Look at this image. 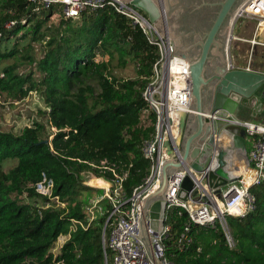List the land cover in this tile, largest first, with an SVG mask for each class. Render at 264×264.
Instances as JSON below:
<instances>
[{"label":"trees","instance_id":"1","mask_svg":"<svg viewBox=\"0 0 264 264\" xmlns=\"http://www.w3.org/2000/svg\"><path fill=\"white\" fill-rule=\"evenodd\" d=\"M158 59L141 30L111 8L71 20L61 5L0 0V95L19 102L35 91L45 105L40 121L18 134L0 130V264H105L102 233L110 207L103 200V214L87 221V207L103 191L84 185L81 175L100 177L94 166L106 160L117 174L126 173L127 198L143 184L150 161L142 147L155 124L143 92ZM112 60L136 65V77L112 75ZM42 175L53 182L57 202L35 192ZM104 176L113 178L111 171ZM249 193L253 211L225 215L232 247L218 221L195 225L185 210L170 208L166 258L173 264H264V181ZM186 225L190 242H179ZM61 236L69 238L54 254Z\"/></svg>","mask_w":264,"mask_h":264},{"label":"built area","instance_id":"2","mask_svg":"<svg viewBox=\"0 0 264 264\" xmlns=\"http://www.w3.org/2000/svg\"><path fill=\"white\" fill-rule=\"evenodd\" d=\"M40 2L44 8L61 5V13L64 18L78 20L85 12H93L104 8H111L119 15L129 19L144 34L149 45L156 48L159 59L153 65V77L146 90L143 99L149 109L155 115L154 134L142 147L143 156L150 161V170L143 184L135 188L131 197L127 198L123 190V181L126 173L117 174L114 165H109L103 160L99 165L101 175L96 177L92 173H84L81 176L82 183L86 186V178L91 175L93 179H100L104 185L99 186L102 195L96 198L86 209L87 221L90 223L96 218V212L103 214L100 203L106 200L109 204V213L103 227L102 249L105 264H154L148 258L145 248L138 240L139 217L144 199L157 191L160 187V168L172 155L164 145L169 142L172 150H175L176 139L179 135L180 114L192 112V100L190 96L189 67L185 59L174 56L172 47L154 24L147 21L145 16L131 8L121 0H29ZM38 11V8L34 9ZM53 15V17H55ZM245 21H254L253 36L246 42L250 45L249 53L245 60L247 66H236V56L231 53V42L237 40L234 35ZM24 22V21H22ZM9 23L6 27H11ZM264 34V0H246L235 12L228 36L227 59L228 70L250 69L252 52L255 46L264 47V40H260ZM98 60L95 59V62ZM251 70V69H250ZM264 75V73H262ZM264 99V95H263ZM204 117L210 124L221 123L224 126L234 125L244 131V137L251 143L247 151L246 172L229 182L224 189L217 194L208 191L206 186L200 194L194 198L180 201L177 194L186 175H191L190 168L174 171L168 178L166 191L167 211L170 208H182L190 219V223L199 226L213 225L216 221L226 232V239L230 247L233 242L228 235L225 215L244 217L254 210L255 198L249 193V189L264 181V123H252L240 120L233 115H219L217 112L204 113ZM105 171H111L113 178H105ZM198 177L196 176L194 182ZM90 187V186H89ZM35 192L57 202L53 197V182L45 175L34 186ZM75 223V222H74ZM106 228L108 232L106 233ZM189 225H186L180 235L179 242L189 243L186 234ZM168 227L160 234H154L146 227V234L152 248L154 257L161 264H173L165 256L164 239ZM181 249V248H180Z\"/></svg>","mask_w":264,"mask_h":264},{"label":"water","instance_id":"3","mask_svg":"<svg viewBox=\"0 0 264 264\" xmlns=\"http://www.w3.org/2000/svg\"><path fill=\"white\" fill-rule=\"evenodd\" d=\"M134 10L142 13L147 21L154 24L157 30L172 47L174 56L186 60L189 67L190 96L192 112L180 114L179 135L173 151L170 143L164 145L172 157L160 168V187L148 195L142 205L139 217L138 240L145 248L146 254L154 264H161L154 257L146 234V227L154 234H160L165 227L167 213L166 191L168 178L180 169L190 168L191 175H186L181 183L177 198L180 201L194 200L204 189L220 193L230 180L225 167L226 149L218 148L221 137H231L232 149L244 150V131L238 126H224L221 123L210 124L204 113L217 112L219 115L236 117L240 108L251 111L252 117L262 113L264 95V75L250 69L228 70L227 47L232 18L237 9L246 0H224L219 6V13L212 26L199 42V50L195 58L188 59L185 52L179 48V41H173L160 28L162 13L157 0H121ZM228 18L227 37L222 43L216 40V35L223 22ZM194 48V47H191ZM190 49V48H189ZM188 49V50H189ZM223 50V53L220 52ZM219 55V56H218ZM218 56L219 63L212 66L208 75V61ZM198 177L196 183L193 179ZM234 180V179H233ZM232 180V181H233Z\"/></svg>","mask_w":264,"mask_h":264},{"label":"rangeland","instance_id":"4","mask_svg":"<svg viewBox=\"0 0 264 264\" xmlns=\"http://www.w3.org/2000/svg\"><path fill=\"white\" fill-rule=\"evenodd\" d=\"M53 20L52 22H57ZM254 21H245L243 25L234 32L237 40L231 42V53L236 56V66H242L245 64L246 56L249 53L250 45L246 42L251 40L253 36ZM264 40V34L260 40ZM253 68L260 67L264 70V47L255 46L252 52ZM104 60H108L105 56ZM100 60V58H99ZM110 72L117 78H135L137 75L136 65H117L116 60H112ZM45 105L38 92H30L28 96L19 102H12L4 95H0V130L5 132H12L18 134L24 127L31 126L35 120L40 121L38 116L39 110H44ZM54 131V129H52ZM12 165H7L6 170ZM86 184L92 188L100 189L99 186H103L104 183L100 179H93V176L89 175L86 178ZM66 240V237H59L56 242L54 254L58 252V246Z\"/></svg>","mask_w":264,"mask_h":264},{"label":"flooded vegetation","instance_id":"5","mask_svg":"<svg viewBox=\"0 0 264 264\" xmlns=\"http://www.w3.org/2000/svg\"><path fill=\"white\" fill-rule=\"evenodd\" d=\"M162 13L160 28L173 41H179L188 59L196 57L197 45L203 41L204 35L212 26L219 13V5L224 0H157ZM228 18L217 32L216 40L222 43L227 37ZM194 47V48H191ZM190 48V49H189ZM189 49V50H188ZM223 53V50L220 49ZM219 56V55H218ZM208 61L207 73L210 75L212 66L219 63V58Z\"/></svg>","mask_w":264,"mask_h":264},{"label":"crops","instance_id":"6","mask_svg":"<svg viewBox=\"0 0 264 264\" xmlns=\"http://www.w3.org/2000/svg\"><path fill=\"white\" fill-rule=\"evenodd\" d=\"M237 63V61H236ZM253 60H251V64H250V69L252 71L258 72V73H264V70H262L260 67H258L257 69L253 68ZM247 66V62H245L244 65H242V68H245ZM262 101V113L257 115L256 117H252V113L250 110L245 109V108H240V110L238 111V114L236 115V117L240 120H244V121H250L252 123H258V124H263L264 123V99H261ZM225 140L227 141L225 144L222 143L221 141H218V148L220 149H226V155H225V167L224 170L227 173V178L228 180H230V182L240 176H242L245 172H246V167H247V151L251 148V143L245 139L244 140V150H234L232 149V142H231V137L229 135H227L225 137ZM242 152L244 155V159H245V167H244V172L242 173L240 171V169H238L239 165L241 164L242 161ZM234 160L235 164H234ZM226 187V186H225ZM225 187H222V189H224ZM219 190V191H221ZM216 197L218 196V192H215ZM218 198V197H217ZM66 237V240L60 244L58 246V250L60 249V247L68 240L69 236H63Z\"/></svg>","mask_w":264,"mask_h":264},{"label":"bare ground","instance_id":"7","mask_svg":"<svg viewBox=\"0 0 264 264\" xmlns=\"http://www.w3.org/2000/svg\"><path fill=\"white\" fill-rule=\"evenodd\" d=\"M220 141H221L222 143H224V144L227 142V141L225 140V136H224V137H221ZM241 155H242V161H241V164L239 165L238 169H240V171L243 173V172H244V167H245V159H244L243 152H242ZM233 161H234V164H235V161H236V160L233 159Z\"/></svg>","mask_w":264,"mask_h":264}]
</instances>
